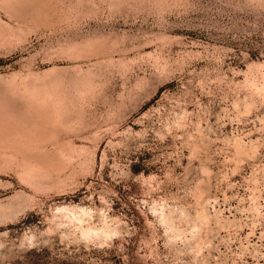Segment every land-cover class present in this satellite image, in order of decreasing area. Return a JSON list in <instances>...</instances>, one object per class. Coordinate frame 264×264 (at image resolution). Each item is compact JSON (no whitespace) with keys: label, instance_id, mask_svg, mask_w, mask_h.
<instances>
[{"label":"rangeland","instance_id":"obj_1","mask_svg":"<svg viewBox=\"0 0 264 264\" xmlns=\"http://www.w3.org/2000/svg\"><path fill=\"white\" fill-rule=\"evenodd\" d=\"M0 264H264V0H0Z\"/></svg>","mask_w":264,"mask_h":264},{"label":"bare ground","instance_id":"obj_2","mask_svg":"<svg viewBox=\"0 0 264 264\" xmlns=\"http://www.w3.org/2000/svg\"><path fill=\"white\" fill-rule=\"evenodd\" d=\"M22 133V132H21ZM20 134V133H19ZM18 136V135H17ZM5 142L8 144V145H11V144H15L16 142H18V140L14 137H8L7 139H5ZM4 142V144H5ZM41 143V142H40ZM38 148V147H37Z\"/></svg>","mask_w":264,"mask_h":264}]
</instances>
